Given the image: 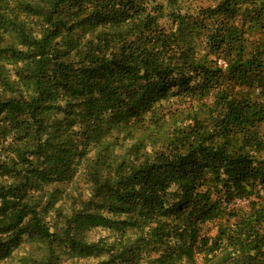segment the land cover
Wrapping results in <instances>:
<instances>
[{
  "label": "trees",
  "instance_id": "obj_1",
  "mask_svg": "<svg viewBox=\"0 0 264 264\" xmlns=\"http://www.w3.org/2000/svg\"><path fill=\"white\" fill-rule=\"evenodd\" d=\"M198 1L0 0V264H264V0ZM79 170L59 232L32 185Z\"/></svg>",
  "mask_w": 264,
  "mask_h": 264
},
{
  "label": "rangeland",
  "instance_id": "obj_2",
  "mask_svg": "<svg viewBox=\"0 0 264 264\" xmlns=\"http://www.w3.org/2000/svg\"><path fill=\"white\" fill-rule=\"evenodd\" d=\"M205 6L216 5L221 0H203ZM187 6L192 9L201 6L198 0H186ZM184 6V4L182 3ZM202 40V39H201ZM82 170H79L75 174L72 173L75 184L71 181H64V179H57L52 181L38 180L32 186L31 192L35 195H41L42 201L40 204V210L44 213L46 220L55 224L59 232H61V216L63 214L73 212L74 210H82L83 202L86 199L80 200V194L88 188V184L85 181V175ZM65 178V177H64ZM33 190V191H32ZM84 200V201H83ZM122 218L116 216V218ZM133 234L132 230H127L126 234ZM124 235L122 232H115L108 227H87L84 228L78 235V239L100 246L105 243L111 244L115 239ZM48 244L42 241L27 240L22 244V249L15 252L12 259H9L1 264H34L35 262L43 263L46 260H50V264H96L101 259L107 258L106 255L97 256L91 253H81L73 251L67 242H57L53 244L51 251L48 248Z\"/></svg>",
  "mask_w": 264,
  "mask_h": 264
}]
</instances>
